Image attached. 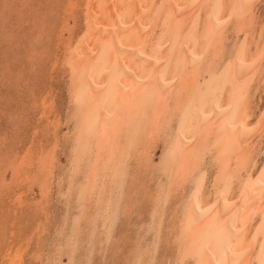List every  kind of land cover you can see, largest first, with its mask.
I'll list each match as a JSON object with an SVG mask.
<instances>
[{
  "label": "bare ground",
  "instance_id": "bare-ground-1",
  "mask_svg": "<svg viewBox=\"0 0 264 264\" xmlns=\"http://www.w3.org/2000/svg\"><path fill=\"white\" fill-rule=\"evenodd\" d=\"M147 2L90 0L86 38L64 51L69 104L55 131L67 126V166L57 175V143L36 161L44 199L58 179L66 208L55 262L105 253L133 194L150 188L145 173L156 179L148 227L175 220L173 264H264V119L247 126L264 73V43L253 52L247 33L261 0H167L157 15Z\"/></svg>",
  "mask_w": 264,
  "mask_h": 264
},
{
  "label": "rangeland",
  "instance_id": "rangeland-1",
  "mask_svg": "<svg viewBox=\"0 0 264 264\" xmlns=\"http://www.w3.org/2000/svg\"><path fill=\"white\" fill-rule=\"evenodd\" d=\"M89 1L0 0V264H9L19 249L24 252L20 264H57L55 239L66 215L65 203L58 195V179H54L44 199L36 161L50 154L57 143L61 146L57 148L61 164L57 175L67 166L66 138L60 136H64L62 132L67 131V126L62 125V134L55 131L57 119L64 121L69 104L66 90L68 80L65 78L67 70L62 63L64 51L73 48L77 39L82 41L86 38L84 23ZM149 1L147 3L152 4ZM151 1H156L152 4L154 7L147 4L148 8L155 9L153 15L166 10L167 0ZM258 8L256 23L247 31L253 42V52L259 43H264V0H261ZM229 35L233 41L234 32ZM195 45L197 49L199 45ZM245 61L249 63L250 59ZM225 66L229 67L227 62ZM262 75L260 86H257V82L250 90L247 126L251 128L264 119V73ZM261 146L264 148V141ZM31 156L35 159L31 163L35 170L23 171L24 160L33 159ZM159 156L156 153V163L160 161ZM258 161V168H261L264 154ZM141 175L149 183L146 188H150L144 190L140 187L138 195L129 193L134 198L132 208L114 230V237L106 252L95 253L89 263L79 257L83 263L76 264H173L178 246L170 230L175 220L166 215L163 228L156 225L152 229L148 227L149 215L155 203L152 193L156 191V179L145 173ZM237 182H228L233 186L231 199L236 197L233 190L238 189ZM210 199L209 202L212 201ZM168 222L170 224L167 225ZM158 228L160 234L157 233ZM253 228L251 234L255 235L260 226ZM251 234L248 238L250 244L254 240ZM65 253L63 264L68 263Z\"/></svg>",
  "mask_w": 264,
  "mask_h": 264
}]
</instances>
